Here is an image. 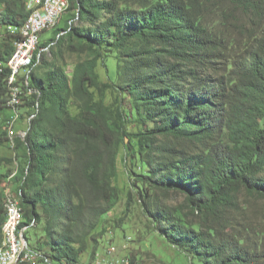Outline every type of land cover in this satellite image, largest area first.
I'll list each match as a JSON object with an SVG mask.
<instances>
[{"label":"trees","instance_id":"obj_1","mask_svg":"<svg viewBox=\"0 0 264 264\" xmlns=\"http://www.w3.org/2000/svg\"><path fill=\"white\" fill-rule=\"evenodd\" d=\"M68 1L64 26L39 42L21 85L24 137L12 124L10 145L11 118L2 121L0 143L15 151L0 184L21 208L29 248L43 256L18 264L95 256L121 192L119 158L128 164L126 210L135 194L189 264H264V227L246 210L264 204V0ZM26 4L0 0V112L11 110L8 60L19 37L9 28L19 30ZM41 47L51 60L37 56ZM65 51L79 56L70 72ZM112 55L124 86L99 78ZM112 87L122 92L115 104L106 101ZM129 121L140 127L129 131ZM172 193L181 202L166 204ZM37 226L31 245L27 230Z\"/></svg>","mask_w":264,"mask_h":264},{"label":"rangeland","instance_id":"obj_2","mask_svg":"<svg viewBox=\"0 0 264 264\" xmlns=\"http://www.w3.org/2000/svg\"><path fill=\"white\" fill-rule=\"evenodd\" d=\"M215 15L211 12H208L206 16L207 22L211 23L215 20ZM67 15H64L60 18L58 22V27H63ZM57 29V28H56ZM56 36V30L54 28L45 30L40 33V42H46L50 39H53ZM233 36H235L233 34ZM38 49V48H37ZM38 52H41V55H44L46 59L51 60L53 58V53L51 48L41 47ZM79 58L75 54L68 52H63L62 60L63 68L70 72L73 66V63ZM118 60L114 55L107 59L105 63H101L98 68V74L101 81H106L108 79V74H111L112 79L114 80L115 85L124 86L121 81L120 69L118 68ZM28 69L21 70L22 74H26ZM117 73H114L116 72ZM114 73V74H113ZM113 74V76H112ZM122 98L121 90H117L112 87L106 91V101L111 104H115L120 101ZM128 96L125 98V105L129 106ZM72 112L76 110L71 108ZM5 117H10L11 121L13 120L14 126H18L20 119L15 118V114L12 110L4 109L0 112V134L4 130L2 121ZM9 125V124H8ZM140 127V124L129 121L127 123V128L129 131H135ZM8 128V127H7ZM13 131V130H12ZM15 149L8 147L4 143H0V153L10 160L6 162L5 168L3 170L4 174L11 172L13 163L12 157ZM12 153V154H11ZM11 154V159H10ZM122 156V155H120ZM4 158L0 160V165ZM125 165L120 158L118 160V177L116 183L121 188L119 200L112 208V210L105 215L103 218H106L105 231L102 234L99 243L97 244V253L92 257L90 249L87 250L82 256H80V262L82 264H99L101 260V255L104 254V250L107 247L108 243H112L116 246V254L120 258H127L126 256H132L136 264H189L188 259L184 254L178 252L172 246L168 245L163 239L158 235L155 227L150 221L148 214L141 207V203L137 200V196L133 194L131 196V201H129L128 209L126 210L127 203V192L130 190L129 181L127 174L125 173ZM2 168L0 167V172ZM7 174V175H8ZM5 180V179H4ZM3 180V181H4ZM2 181V182H3ZM0 184L1 192L4 188ZM13 191V190H12ZM14 192V191H13ZM134 193V192H132ZM3 194V193H2ZM168 205H176L181 202V198L174 195L173 193L164 200ZM247 213L251 219L259 225L264 227V204L261 201L251 202L248 204ZM41 233L40 226L36 228L29 227L27 230V236L29 237V243L33 245L36 237ZM128 259V258H127Z\"/></svg>","mask_w":264,"mask_h":264},{"label":"bare ground","instance_id":"obj_3","mask_svg":"<svg viewBox=\"0 0 264 264\" xmlns=\"http://www.w3.org/2000/svg\"><path fill=\"white\" fill-rule=\"evenodd\" d=\"M63 1L65 2V10H67L69 6V1L68 0H63ZM49 3H50V0H27L26 7H27L28 15L26 19L23 21L19 30H24V27L30 26L32 22V18L37 17L44 8H47L49 6ZM60 17L57 20L56 25H58V22L60 21ZM52 28L54 27H51L50 29ZM45 30H48V26H40V28L37 29L36 31H35V28H26L24 30V38H20V41H15L13 43L14 48H13L11 57L8 60L9 67H10V73L7 76V87L9 90V96H15L16 98H20L21 92H22L21 85L27 84L29 68L33 65L34 56H35L36 50L40 42V33ZM33 37H34L33 46L29 51L30 65H26V62H19L17 64V61L19 59V49L17 48H22V46H27V39H31ZM39 54L40 52H38L37 56H39ZM15 65L16 67L14 68ZM23 69H28L26 73L27 75L21 73V70ZM8 106L14 112L15 118H17L18 116V112L16 110L17 105L8 104ZM12 124H13V120L10 121L8 128H7V133H8L7 136L9 137L8 140H9L10 145L13 144L12 143V140H13L12 139L13 138L12 137ZM21 134L22 132L20 133V136ZM4 195H5L4 197L5 198V201H4L5 220L1 227L2 241L0 244V264H3L4 257L11 253V245H18L19 234H20V238H25L23 234L24 231H20V228H21L20 225L23 219L21 208L8 193L7 184L4 188ZM18 209L20 211V217H14L12 220L13 211H17ZM36 257L37 256L30 257V258H22L18 261H13L11 264H18L23 261L34 260ZM120 259H123V264H129L126 258H120Z\"/></svg>","mask_w":264,"mask_h":264},{"label":"built area","instance_id":"obj_4","mask_svg":"<svg viewBox=\"0 0 264 264\" xmlns=\"http://www.w3.org/2000/svg\"><path fill=\"white\" fill-rule=\"evenodd\" d=\"M65 12V2L63 0H50L49 6L47 8H44L37 17L32 18L31 25L28 27H24V30L26 28H35L36 31L40 28V26H48V29H50L51 27H56L57 20ZM9 29L11 32L18 33L19 37L18 39H16V41H20V38H24V30H17L13 28ZM33 39L34 37L31 39H27V46L17 48L19 49V59L17 61V64L19 62H26V65H30L29 51L33 46ZM16 65L14 66V68L16 67ZM6 104L19 105L20 98H16L15 96H7ZM14 217H20L19 209L17 211H13L12 220ZM26 228L27 226H22L20 228V231H24ZM116 252L117 249L114 244H110L109 246H107L104 250V254L101 255L99 264H123V259H119V256L116 254ZM34 256L43 257L40 253L35 252L31 248H29L27 240L25 238H20L19 234L18 245H11V253L4 257L3 264H11L13 261H18L22 258H30Z\"/></svg>","mask_w":264,"mask_h":264},{"label":"crops","instance_id":"obj_5","mask_svg":"<svg viewBox=\"0 0 264 264\" xmlns=\"http://www.w3.org/2000/svg\"><path fill=\"white\" fill-rule=\"evenodd\" d=\"M57 26V25H56ZM55 28V27H54ZM8 109V108H7ZM9 110V109H8ZM25 128H26V122H24L22 119H20V123H19V125L16 127V134L17 135H19V132L21 133L22 132V130H25ZM2 143H4V144H6L7 146H8V144H7V141H6V139H5V141L4 142H2ZM1 143V144H2ZM9 147V146H8ZM12 154V153H11ZM11 154H10V158H11ZM2 157L4 158V160L2 161V163H1V165H0V167L2 168V171L0 172V173H4L3 172V170L4 169H6L5 168V165H6V162H9L10 163V161H8V156L6 157V156H4V155H2V153H0V160L2 159ZM14 186V184L12 185V187Z\"/></svg>","mask_w":264,"mask_h":264},{"label":"water","instance_id":"obj_6","mask_svg":"<svg viewBox=\"0 0 264 264\" xmlns=\"http://www.w3.org/2000/svg\"><path fill=\"white\" fill-rule=\"evenodd\" d=\"M25 133H26V130H22L21 138L24 137Z\"/></svg>","mask_w":264,"mask_h":264}]
</instances>
